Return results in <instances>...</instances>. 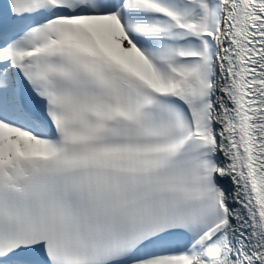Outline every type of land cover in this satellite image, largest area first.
Listing matches in <instances>:
<instances>
[{"label":"snow or ice","instance_id":"6c2138e0","mask_svg":"<svg viewBox=\"0 0 264 264\" xmlns=\"http://www.w3.org/2000/svg\"><path fill=\"white\" fill-rule=\"evenodd\" d=\"M0 264H264V0H0Z\"/></svg>","mask_w":264,"mask_h":264}]
</instances>
